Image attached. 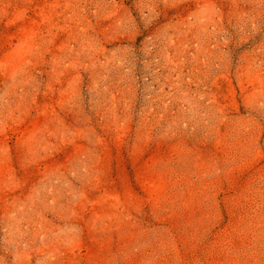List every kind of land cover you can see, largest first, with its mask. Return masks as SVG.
Here are the masks:
<instances>
[{"label":"rangeland","instance_id":"obj_1","mask_svg":"<svg viewBox=\"0 0 264 264\" xmlns=\"http://www.w3.org/2000/svg\"><path fill=\"white\" fill-rule=\"evenodd\" d=\"M0 264H264V0H0Z\"/></svg>","mask_w":264,"mask_h":264}]
</instances>
